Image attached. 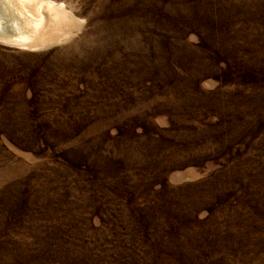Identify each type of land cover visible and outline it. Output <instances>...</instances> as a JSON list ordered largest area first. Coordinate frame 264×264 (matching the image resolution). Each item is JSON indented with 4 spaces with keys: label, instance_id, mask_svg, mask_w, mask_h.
<instances>
[{
    "label": "rangeland",
    "instance_id": "374dc122",
    "mask_svg": "<svg viewBox=\"0 0 264 264\" xmlns=\"http://www.w3.org/2000/svg\"><path fill=\"white\" fill-rule=\"evenodd\" d=\"M36 2L0 26L66 39H0V264H264V0Z\"/></svg>",
    "mask_w": 264,
    "mask_h": 264
},
{
    "label": "bare ground",
    "instance_id": "6f19581e",
    "mask_svg": "<svg viewBox=\"0 0 264 264\" xmlns=\"http://www.w3.org/2000/svg\"><path fill=\"white\" fill-rule=\"evenodd\" d=\"M22 1H24V0H0V22L4 24L3 21L7 18L6 17L7 13H9L7 11L9 4H13L16 7H18L17 2H18V4H20L19 2H22ZM13 2H15V3H13ZM35 2H36V0H35ZM39 2L40 1L36 2V4ZM46 6H47V9L49 10V12L51 11L53 13L52 17H54V19H55V21L52 22L53 23L52 27L50 25L51 22L46 23L43 21V18L41 17L42 15L41 16H40V14L39 15H33V16L31 15V17L29 19H27V22H26L28 24L27 28H28V26H29V28L25 34H21L15 30L14 31L10 30V32H9V30L7 28H4V26L1 25L0 26V39L7 41V42H10V43L23 44V45L25 43L32 41V40L41 39L42 44L45 47L53 46L57 42L59 43L60 41L65 40L66 37H64V35H63V37L59 36L58 37L59 39H56V40L53 38V35L56 36V35H59L60 32H62L63 27H62V23H61L60 19L62 18L64 20V18L62 17L64 15H62L61 13L58 12V10H56V9H58L56 6H54V5L51 6L49 3H47ZM62 8L60 7L59 10ZM19 30H21V29H19ZM76 30H77V28H76ZM76 30L75 29L70 30L69 34L73 35L76 32ZM63 34H64V32H63Z\"/></svg>",
    "mask_w": 264,
    "mask_h": 264
}]
</instances>
